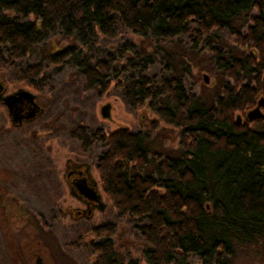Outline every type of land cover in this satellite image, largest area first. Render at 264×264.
Here are the masks:
<instances>
[{
  "label": "trees",
  "instance_id": "1",
  "mask_svg": "<svg viewBox=\"0 0 264 264\" xmlns=\"http://www.w3.org/2000/svg\"><path fill=\"white\" fill-rule=\"evenodd\" d=\"M251 9L257 15L241 35L233 21ZM9 13L21 20H6ZM117 23L133 35L151 34L163 41L192 30L196 43L214 29H228L246 53L226 61L216 50V62L231 84L215 107H206L175 79H161L158 86L145 74L128 85L114 78L130 110L146 106L161 123L179 131L181 156L160 160L154 174L145 173L149 151L144 139L158 122L144 134L122 126L92 136L105 146L95 164L102 194L119 217L147 222L138 228L147 246L145 264H187L189 255L202 264H226L234 243L264 241V120L252 127L234 121L264 97V0H0V47H9L6 58L0 55V72L57 29L65 37H81L90 24L107 32ZM70 55L65 51L52 61L61 64ZM113 63L111 58L93 66L80 63L85 90L106 93ZM38 73L28 68L16 82L37 90L32 76ZM70 137L81 143L82 152L93 142L81 128ZM95 232L99 241L91 249L98 256L92 264H118L110 239L113 226Z\"/></svg>",
  "mask_w": 264,
  "mask_h": 264
},
{
  "label": "rangeland",
  "instance_id": "2",
  "mask_svg": "<svg viewBox=\"0 0 264 264\" xmlns=\"http://www.w3.org/2000/svg\"><path fill=\"white\" fill-rule=\"evenodd\" d=\"M256 15L254 9L243 12L232 26L245 35ZM5 19L21 20L10 13ZM89 26L81 37H65L57 29L14 66L0 72L5 94L27 89L36 95L35 102L43 109L32 122L12 126L6 108L0 103V264H34V258L29 260L34 253L45 264H92L98 256L91 249L99 241L95 229L109 224L114 228L110 239L118 264H145L142 252L147 246L138 228L146 225V220L119 217L103 194L106 210L92 224L72 223L68 218L56 216L52 203L57 204V197L61 196V190L55 187L57 177L62 174L66 158H73L81 147L70 134L81 128L92 142L95 133L108 135L126 126L133 133L144 134L151 123L158 122L154 133L144 139L149 151L145 173L154 174V166L160 160L181 156L179 131L161 123L146 106L136 112L130 110L114 78L128 85L145 74L158 86L161 79H175L206 107H215L223 88L231 84L216 62V50L220 59L226 61L246 55L228 29H214L196 43L192 30L163 41L151 34L133 35L118 23L107 32ZM65 51L71 55L61 64L53 63L55 55ZM8 52V46L0 47L3 58ZM110 58L114 62L108 78L110 88L103 94L97 89L85 90L79 64L93 66ZM28 68L39 70L38 77L32 76L37 90L16 82ZM248 81L245 76L244 83ZM255 107L236 114L234 121L240 116L241 122L252 127V123L264 120L246 121V113ZM259 110L264 114V106ZM104 150L105 146L97 140L84 153L95 166ZM94 175L98 180L95 168ZM98 188L101 191L100 183ZM29 246L35 250L28 253ZM233 250L226 264H264V241L234 243ZM187 264L202 263L189 255Z\"/></svg>",
  "mask_w": 264,
  "mask_h": 264
},
{
  "label": "flooded vegetation",
  "instance_id": "3",
  "mask_svg": "<svg viewBox=\"0 0 264 264\" xmlns=\"http://www.w3.org/2000/svg\"><path fill=\"white\" fill-rule=\"evenodd\" d=\"M86 157V153L79 148L73 158H66L62 174L57 177L58 183L55 185L56 190H61V196L57 197L56 207L52 204L56 216L68 218L72 223L88 225L105 212L106 201L98 188V180L94 175L95 166ZM65 203L67 204L63 207ZM27 250L28 253L33 252L35 247L29 246ZM38 257L37 253L30 254L29 260L34 258L35 264ZM42 261L45 263L43 258Z\"/></svg>",
  "mask_w": 264,
  "mask_h": 264
},
{
  "label": "water",
  "instance_id": "4",
  "mask_svg": "<svg viewBox=\"0 0 264 264\" xmlns=\"http://www.w3.org/2000/svg\"><path fill=\"white\" fill-rule=\"evenodd\" d=\"M207 82V80H206ZM6 93V86L0 82V103L7 110V117L12 126H20L22 123L32 122L37 118L43 109L38 106L35 102V94L28 91L27 89L20 88L9 94ZM264 106V97H261L256 102V107L248 111L245 115L247 122H252L256 119H263L264 114H262L259 108ZM236 123H241V117L237 116ZM35 264H45L42 258L39 256Z\"/></svg>",
  "mask_w": 264,
  "mask_h": 264
}]
</instances>
